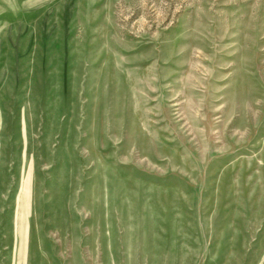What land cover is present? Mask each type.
<instances>
[{
    "label": "rangeland",
    "instance_id": "rangeland-1",
    "mask_svg": "<svg viewBox=\"0 0 264 264\" xmlns=\"http://www.w3.org/2000/svg\"><path fill=\"white\" fill-rule=\"evenodd\" d=\"M264 0H0V264H264Z\"/></svg>",
    "mask_w": 264,
    "mask_h": 264
},
{
    "label": "crops",
    "instance_id": "crops-1",
    "mask_svg": "<svg viewBox=\"0 0 264 264\" xmlns=\"http://www.w3.org/2000/svg\"><path fill=\"white\" fill-rule=\"evenodd\" d=\"M262 258H264V252H262Z\"/></svg>",
    "mask_w": 264,
    "mask_h": 264
}]
</instances>
